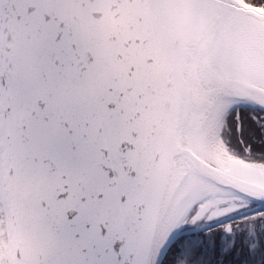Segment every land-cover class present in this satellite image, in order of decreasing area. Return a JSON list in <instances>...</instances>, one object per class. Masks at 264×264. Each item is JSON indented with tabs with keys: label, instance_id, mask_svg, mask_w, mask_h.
I'll use <instances>...</instances> for the list:
<instances>
[{
	"label": "water",
	"instance_id": "1",
	"mask_svg": "<svg viewBox=\"0 0 264 264\" xmlns=\"http://www.w3.org/2000/svg\"><path fill=\"white\" fill-rule=\"evenodd\" d=\"M247 7L0 0L9 264H151L181 205L203 196L160 264L196 231L184 230L194 210L235 198L264 208L262 167L227 151L239 166L226 168L207 154L222 110L220 132L234 108L264 113V13Z\"/></svg>",
	"mask_w": 264,
	"mask_h": 264
},
{
	"label": "trees",
	"instance_id": "2",
	"mask_svg": "<svg viewBox=\"0 0 264 264\" xmlns=\"http://www.w3.org/2000/svg\"><path fill=\"white\" fill-rule=\"evenodd\" d=\"M253 6L264 0H243ZM221 139L228 151L264 170V113L239 108L223 121ZM228 206L253 208L256 203L235 199H218L207 211ZM194 210L184 230L198 229L204 219L193 221ZM160 264H264V208L232 222L230 232L220 225L198 229L179 236L168 248Z\"/></svg>",
	"mask_w": 264,
	"mask_h": 264
},
{
	"label": "bare ground",
	"instance_id": "3",
	"mask_svg": "<svg viewBox=\"0 0 264 264\" xmlns=\"http://www.w3.org/2000/svg\"><path fill=\"white\" fill-rule=\"evenodd\" d=\"M247 9L257 17V19H261L259 15V10L253 7H247ZM224 110L220 113V115L214 121L213 126L210 130V136L207 143V154L209 159L218 165H221L226 168L237 167L238 163L234 162L225 150V146L221 140V120L224 115ZM216 192L215 190H213ZM218 191V190H217ZM204 197H191L186 202H184L179 208L174 221L172 224L164 229L160 234L156 241L155 248L153 251V257L151 264H157L160 259L166 245L176 236V234L180 231L183 222L189 212V210L199 202H203L202 199ZM8 234H7V219H6V211L3 202L1 181H0V264H9L8 259Z\"/></svg>",
	"mask_w": 264,
	"mask_h": 264
},
{
	"label": "rangeland",
	"instance_id": "4",
	"mask_svg": "<svg viewBox=\"0 0 264 264\" xmlns=\"http://www.w3.org/2000/svg\"><path fill=\"white\" fill-rule=\"evenodd\" d=\"M261 10L264 11V8ZM231 112H233V110L229 113ZM225 150L227 152L226 146ZM257 209L258 207L249 208L244 206H228L225 208L215 209L213 211H207V209H203L201 210L202 212H199L193 216L191 223H193V221L202 219H204L205 222H212L222 219L223 221L219 224L225 229V224L227 222L232 225V222L236 219H240L252 212H255Z\"/></svg>",
	"mask_w": 264,
	"mask_h": 264
}]
</instances>
